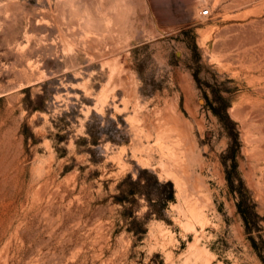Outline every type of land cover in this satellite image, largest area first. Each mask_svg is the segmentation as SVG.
Masks as SVG:
<instances>
[{"label":"rangeland","instance_id":"374dc122","mask_svg":"<svg viewBox=\"0 0 264 264\" xmlns=\"http://www.w3.org/2000/svg\"><path fill=\"white\" fill-rule=\"evenodd\" d=\"M0 264H264V0H0Z\"/></svg>","mask_w":264,"mask_h":264},{"label":"built area","instance_id":"2783aa9c","mask_svg":"<svg viewBox=\"0 0 264 264\" xmlns=\"http://www.w3.org/2000/svg\"><path fill=\"white\" fill-rule=\"evenodd\" d=\"M200 15L202 18H208L212 15V10L210 7H206L200 10Z\"/></svg>","mask_w":264,"mask_h":264}]
</instances>
